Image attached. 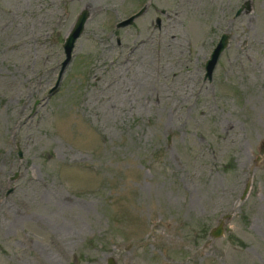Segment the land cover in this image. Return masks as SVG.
Instances as JSON below:
<instances>
[{"label": "rangeland", "instance_id": "obj_1", "mask_svg": "<svg viewBox=\"0 0 264 264\" xmlns=\"http://www.w3.org/2000/svg\"><path fill=\"white\" fill-rule=\"evenodd\" d=\"M263 141L264 0H0V264H264Z\"/></svg>", "mask_w": 264, "mask_h": 264}, {"label": "water", "instance_id": "obj_2", "mask_svg": "<svg viewBox=\"0 0 264 264\" xmlns=\"http://www.w3.org/2000/svg\"><path fill=\"white\" fill-rule=\"evenodd\" d=\"M245 6L247 9H249V3L246 2L245 4H243L240 7V9L237 12L239 13L242 10V8ZM145 7L146 6L142 7L138 12L129 16L125 20L120 21L117 24V27H124V26L130 25L134 21V19H136L138 16H140L143 13V11L145 10ZM88 15H89V13H88L87 9L80 11L79 14L77 15V18H76L73 26L71 27L70 31L68 32L67 36L64 39L62 47H63V51L65 54V58L61 63V67H60V71L58 74V79H57L55 88L57 87V85L61 79V76H62L64 69L66 68L67 64L70 62V60L72 58V53H73V49L75 46V42L81 36V34L84 30ZM157 23H159V19H157ZM228 37L229 36L227 33H223L220 36L215 47L212 49L208 59L205 61V64H204V69H205L204 77L205 78H207L209 80L211 79L213 70H214V68L218 62V59H219L221 53L223 52V50L228 45ZM55 88H53V89H55ZM259 151H260L259 152L260 155L257 157V160H260L264 156V141L261 143ZM247 189L248 188L246 187L244 194L246 193ZM221 232H222V226L220 223L216 229L211 231V235L214 237H217L221 234ZM110 264H113V262L111 260H110Z\"/></svg>", "mask_w": 264, "mask_h": 264}, {"label": "flooded vegetation", "instance_id": "obj_3", "mask_svg": "<svg viewBox=\"0 0 264 264\" xmlns=\"http://www.w3.org/2000/svg\"><path fill=\"white\" fill-rule=\"evenodd\" d=\"M242 5H243V4H242ZM242 5H241V6H242ZM241 6H240V7H241ZM237 13H238V12H237ZM157 24H158V23H157ZM159 24H160V22H159Z\"/></svg>", "mask_w": 264, "mask_h": 264}]
</instances>
